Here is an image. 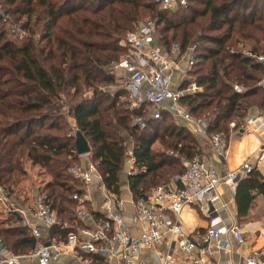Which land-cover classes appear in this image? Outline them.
<instances>
[{"label": "trees", "instance_id": "16d2710c", "mask_svg": "<svg viewBox=\"0 0 264 264\" xmlns=\"http://www.w3.org/2000/svg\"><path fill=\"white\" fill-rule=\"evenodd\" d=\"M186 1L174 12L160 0H0L8 23L26 35L8 37L0 14V187L21 198L28 163L49 177L37 194L62 225L51 229L49 240L65 243L79 223L73 196L81 183L70 170L81 164L80 136L107 191L118 198L127 154L122 134L133 139L135 166L128 182L134 201L182 174L185 162L206 149L186 127L168 122L166 113L140 130L123 100L125 91H109L116 84L111 68L127 53L122 40L145 22L155 23L167 51L179 46L185 55L196 45L189 75L202 90L180 103L195 118L210 121V136L227 139L232 123L238 129L251 110L264 109V65L244 55L264 53V0ZM258 196L264 197V176L255 170L237 185L240 220ZM83 206L100 224L107 220L89 202ZM1 214L0 241L8 251H34L40 240L20 225L17 213Z\"/></svg>", "mask_w": 264, "mask_h": 264}, {"label": "built area", "instance_id": "2783aa9c", "mask_svg": "<svg viewBox=\"0 0 264 264\" xmlns=\"http://www.w3.org/2000/svg\"><path fill=\"white\" fill-rule=\"evenodd\" d=\"M160 4L163 9L173 11L174 8L186 7L187 1L160 0ZM1 15L7 23L8 17ZM155 27V23L150 20L142 24L136 32L128 34L121 42L127 53L111 68V73L118 82L125 81L124 91L135 117L134 125L144 130L150 120H159L164 113L169 114L181 121L191 133L210 139L215 159L222 163L227 151L225 137L222 134L210 136V121L195 118L180 103L184 96L202 90L188 77L195 65L196 45H191L185 55H182L179 46L167 51L156 37ZM14 32L17 37L25 36L17 27ZM244 55L257 59L264 65V53L256 56L245 51ZM260 87L264 91V77ZM234 90L242 91L238 86ZM235 128V123H232L230 129ZM241 129L249 134L256 131L264 133V112L246 117ZM129 155L130 163L134 164L133 150ZM263 160L264 147L260 150L257 164ZM185 167L182 174L175 175L167 184L154 187L148 195L134 201L133 216L127 215L122 201L107 191L93 163L86 168H72L71 176L81 183V192L73 196V200L80 206L76 217L85 226L79 230H70L64 247L75 252L95 255L101 260H83L80 264H218L213 262L215 254L229 250L228 244L217 243L220 237L230 235L239 243L246 241V236L239 226L221 224L216 207L219 201V187L224 183L228 184L232 188L233 196H236L238 183L257 168L254 162L248 160L240 168L223 177L203 156L185 162ZM96 180H100L96 188L105 192L106 199H109V206L98 211H107V220L97 226H87L92 217L83 205L91 200L92 187ZM12 196L9 192L1 196L4 203L6 201L9 204L8 212L17 213L21 218L20 225L30 229L34 237H41L38 225L49 229L62 226L56 213L43 197L37 199L34 208L30 210L22 207L23 205L14 204L11 201ZM187 206L197 207L211 219L206 233L196 236L184 233L181 214ZM157 247L162 250H157ZM58 251L57 244L49 241L39 244L34 251L26 255H13L0 241V264H20L21 260L26 258L34 259L35 264H53L60 255ZM146 252L151 253L153 261L144 257L143 253ZM243 264H264V257L256 252Z\"/></svg>", "mask_w": 264, "mask_h": 264}, {"label": "crops", "instance_id": "0c3cea01", "mask_svg": "<svg viewBox=\"0 0 264 264\" xmlns=\"http://www.w3.org/2000/svg\"><path fill=\"white\" fill-rule=\"evenodd\" d=\"M256 114L257 113H249L248 116H254ZM72 125L74 127L75 124L73 123ZM193 135L197 138L200 145L206 146L202 155L203 158H205L210 165L215 167L221 176L225 177L229 172L240 168L243 163L248 160L254 162L257 168L256 170L264 176V160L257 164V158L260 154V150L264 147V133L261 131L249 134L244 132L241 127L231 130L229 137L226 139L227 151L225 160L222 163H218L216 161L210 139L198 134L195 135L194 133ZM89 158V154L81 156V161L83 162L82 166L85 168L91 163ZM129 175L124 183L121 182V196L117 198L122 201L125 213L129 216H133L135 213V206L134 197L131 193L128 182ZM99 184L100 180H96L95 185L92 187L93 193L91 200L89 201L96 212H98L102 207L109 206V199H106L105 192L96 188ZM218 194L219 201L216 203V207L218 209V216L220 217L221 224L225 226H239L246 236V241L244 243H239L230 235L220 237L217 243L223 242L228 244L229 250L217 252L213 257V262L218 264H243L256 252L261 253L264 257V197L258 196L253 202L249 214L240 220L235 200L236 196H233L232 188L228 184L224 183L219 187ZM6 212L7 211H5V213ZM100 214L105 216L107 215V211L104 210ZM181 222L185 234H195L192 236H196L207 232L211 224V219L202 213L197 207L187 206L181 214ZM81 224L84 225L83 222H79L76 226H74V229L79 230V228L82 227ZM98 224H100V221L91 219L89 220L87 226H97ZM38 229L41 234L38 245L48 243L47 241L50 238V229L42 225H38ZM49 241L57 244V247L59 248L58 252L60 253L53 264H80L83 260L101 262V260H97L99 258L95 255L83 254L79 251L75 252L72 249H66V247H64L65 243L58 242L55 238H52ZM157 250H162V248L157 247ZM143 255L144 257H147L148 261H153L150 252L143 253ZM35 262L36 261L34 259L32 260L26 258L22 259L20 264H35Z\"/></svg>", "mask_w": 264, "mask_h": 264}, {"label": "rangeland", "instance_id": "374dc122", "mask_svg": "<svg viewBox=\"0 0 264 264\" xmlns=\"http://www.w3.org/2000/svg\"><path fill=\"white\" fill-rule=\"evenodd\" d=\"M178 7V6H177ZM179 8L180 7H178V8H174V12H177L178 10H179ZM171 11V10H170ZM4 12V10L0 7V14H2ZM10 18V17H9ZM9 18H8V20H9ZM176 18V17H175ZM178 19V18H177ZM10 21H11V19H10ZM12 22V21H11ZM3 23L5 24V25H7L8 26V28H9V31H10V34L8 35V37H11V38H13V39H16L17 38V34L14 32V29L17 27V25L16 24H14V22L13 23H6L5 21H3ZM18 29V28H17ZM19 30V29H18ZM19 32H20V30H19ZM21 33V32H20ZM21 34H23V33H21ZM26 36V35H25ZM156 37L158 38V39H160L159 37H160V35H158V34H156ZM21 40V39H20ZM24 40L25 39H22L21 41H20V43H22V42H24ZM189 78H191L190 77V75L188 76ZM116 79V78H115ZM192 79V78H191ZM124 80H122V81H119L118 82V80H116V84L111 88V89H109V88H107V89H109V91L111 92V93H115L117 90H123L124 91ZM126 93V92H125ZM123 100H125L127 103H128V99H127V95L125 94V96H124V98H123ZM128 107H129V109H130V112H131V117H132V123H133V125H134V119H135V117L133 116V111L131 110V108H130V105H129V103H128ZM252 112H251V114H254V113H260V111L262 112V111H264V109L262 110V109H253V110H251ZM151 121V120H150ZM149 121V122H150ZM174 122L175 124H177L178 126H181V127H184V124H182V122L181 121H179V120H177V119H175V118H173V117H168V122ZM135 126V125H134ZM122 136H123V138H124V145H125V147H126V151H127V154H126V159H125V163H124V168H123V170H122V173H121V182H125V180L127 179V177H128V175H129V173L131 172H133L134 171V168H132V167H134L135 165L134 164H131L130 163V155H129V153L131 152V150H133V148H134V142H133V139L131 138V137H129L128 136V133H123L122 134ZM90 155V161H91V163H92V159H91V153L89 154ZM89 161V162H90ZM82 161H81V164H80V166L82 167V168H84V166H82ZM26 168H27V172H28V175H27V177H26V179L25 180H23V182L20 184V187H22V192H20V193H22L20 196H21V198L20 197H18L17 196V194H13V196H12V198H11V201L12 202H14V204H20V205H23V207H25V208H27V209H30V210H32L33 208H34V204L36 203V200L37 199H40L41 198V196L40 195H38L37 194V189H38V187H39V183L42 181L43 182V184H45L46 182H48V179H49V177L47 176V175H45V174H42V170L39 168V167H33V166H31V164L30 163H28L26 166H25ZM33 188V192L31 191V189ZM24 191V192H23ZM5 192H7V191H4V189H2L1 187H0V212H3V214H1V215H3L4 217H5V215H6V213H9L8 211V207H9V204H7L6 203V201H5V203H4V200H3V198L1 197V196H3V194L5 193ZM92 193H93V191H92ZM26 196L28 197L27 199H25L26 198ZM25 199V202H23V200ZM80 207V206H79ZM79 209V208H78ZM86 209H88V210H90V207H86ZM5 211H7L6 213H4ZM5 214V215H4ZM50 231H51V229H50Z\"/></svg>", "mask_w": 264, "mask_h": 264}, {"label": "water", "instance_id": "95a60500", "mask_svg": "<svg viewBox=\"0 0 264 264\" xmlns=\"http://www.w3.org/2000/svg\"><path fill=\"white\" fill-rule=\"evenodd\" d=\"M76 150L80 156L87 155V154L91 153V147H90L89 143L87 142V140L83 136H80L76 140ZM49 245L50 244H48L47 246H49Z\"/></svg>", "mask_w": 264, "mask_h": 264}]
</instances>
